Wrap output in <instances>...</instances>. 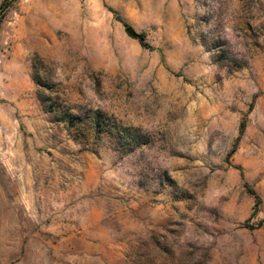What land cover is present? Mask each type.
Instances as JSON below:
<instances>
[{
  "label": "rangeland",
  "instance_id": "obj_1",
  "mask_svg": "<svg viewBox=\"0 0 264 264\" xmlns=\"http://www.w3.org/2000/svg\"><path fill=\"white\" fill-rule=\"evenodd\" d=\"M0 264H264V0H9Z\"/></svg>",
  "mask_w": 264,
  "mask_h": 264
},
{
  "label": "trees",
  "instance_id": "obj_2",
  "mask_svg": "<svg viewBox=\"0 0 264 264\" xmlns=\"http://www.w3.org/2000/svg\"><path fill=\"white\" fill-rule=\"evenodd\" d=\"M8 1L9 0H6V2H4L0 7V26H1L3 19H4V16H5V11H6ZM253 194L256 195L255 192H253ZM256 198H257L256 210H258L260 207V204H261V198L259 196H256Z\"/></svg>",
  "mask_w": 264,
  "mask_h": 264
},
{
  "label": "water",
  "instance_id": "obj_3",
  "mask_svg": "<svg viewBox=\"0 0 264 264\" xmlns=\"http://www.w3.org/2000/svg\"><path fill=\"white\" fill-rule=\"evenodd\" d=\"M129 32L131 33L132 36L138 37V35L136 33H134L132 30H129Z\"/></svg>",
  "mask_w": 264,
  "mask_h": 264
}]
</instances>
